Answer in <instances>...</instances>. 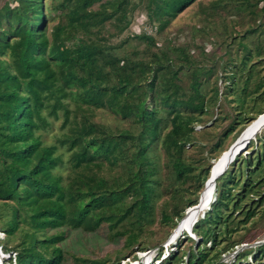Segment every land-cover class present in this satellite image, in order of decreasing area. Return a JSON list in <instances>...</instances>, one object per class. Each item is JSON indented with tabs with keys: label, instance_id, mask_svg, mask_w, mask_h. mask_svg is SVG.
Masks as SVG:
<instances>
[{
	"label": "trees",
	"instance_id": "obj_1",
	"mask_svg": "<svg viewBox=\"0 0 264 264\" xmlns=\"http://www.w3.org/2000/svg\"><path fill=\"white\" fill-rule=\"evenodd\" d=\"M53 1L6 0L0 8V247L16 255L4 264H64L65 229L104 227L129 251L112 263L120 264L147 250L141 239L156 222L163 174L183 188L173 209L160 212L162 223L177 227L199 205L225 140L264 114V76L255 77L264 41L249 43L264 35V23L232 37L216 60L209 58L213 39L209 49L193 44L199 60L189 45L159 37L200 0ZM240 3L264 15V0ZM235 48L242 52L237 62ZM222 100L240 111L209 148L218 158L208 165L187 160ZM101 110L128 127L96 122ZM60 121L64 133L48 144L44 133ZM248 151L217 179L214 200L193 227L197 245L187 255L184 243L194 241L182 234L160 264H225L224 255L262 240L233 239L264 218V130ZM250 255L262 261L264 243L243 249L232 264H249Z\"/></svg>",
	"mask_w": 264,
	"mask_h": 264
},
{
	"label": "rangeland",
	"instance_id": "obj_2",
	"mask_svg": "<svg viewBox=\"0 0 264 264\" xmlns=\"http://www.w3.org/2000/svg\"><path fill=\"white\" fill-rule=\"evenodd\" d=\"M5 1L6 0H0V8ZM50 3L56 2H54L53 0H48V4ZM239 6H241L240 0H200L184 14L180 15L179 18L175 22H173L171 26L166 29L165 32L159 37V40L164 42L168 39H173L175 40L176 45H189L190 48H194L195 46H193V44H197L204 47L205 49H209V44L207 43L213 39L215 43L213 47L214 50L212 49V54L209 53V58L216 60V58L225 53L228 44L233 41L232 37H235L240 33L243 34L244 31L248 28L258 27L259 25H263L264 23V15L260 13L258 7L254 9L251 7H247V5L244 6V8H239ZM142 22V16L141 18H136V21L133 24V29L136 31L140 30ZM55 23L56 21L54 22V24ZM199 27H201L202 30L199 29ZM204 30L209 31L210 35L212 36L206 34V38L204 33H202ZM255 40H260V42H263L264 35H260V37L258 38H251L249 40L250 45L255 42ZM194 50V57L196 59L203 60L204 56L200 54L199 49L194 48ZM241 56L242 52L235 48L232 52V57L234 58V60L237 62ZM256 61L257 60L255 57L254 62ZM259 69H261L260 74ZM257 76H264V60L259 62L257 65L255 77ZM220 105V108H216L214 110V114L217 113L218 110L219 116L218 114L216 115L218 119L212 123V126H208L204 129H198L200 131L196 137V144L188 148L186 151L187 160L191 162H198L201 159H205L204 162L208 165L209 163L211 164L212 162H214L216 156L218 158L219 151L209 152V148L210 146H212L213 142L216 141L217 137H220L223 131L227 129V126L231 122V119L238 110L236 108L237 103L235 102L226 103V101L222 100L220 102ZM251 105V102L248 101L247 106L245 107L246 111H251ZM95 121L112 128L128 127L126 123L117 119L109 111H98L95 117ZM61 123V121L54 123L53 128L44 133V139L48 144L55 143L56 138L64 133V131L61 130ZM239 128L240 127H237L238 130ZM246 129L247 127L243 132H245ZM243 132L241 134H243ZM235 135L236 133H233L225 140L224 148L229 149L235 143L236 139L242 136L241 135L238 138L234 139ZM61 151L65 150L62 149ZM226 151H224L221 155H223ZM248 153L249 151L247 150L243 153V155H246ZM221 155L219 156V158L221 157ZM215 162L213 163V165L215 164ZM162 178L165 189L161 195V198L157 200L156 203V222L153 225H148L145 227V232L141 239V247H144L147 250L162 248L167 241L173 242L182 234L191 232L178 231V227L183 220L180 221L177 227L161 222L160 212L164 209L171 211L174 205L178 203V201H176V189H183L182 187L176 186L177 183L174 182L173 178L170 177L167 173H165V175L163 174ZM184 187L186 188L188 186ZM204 213H202L200 217H202ZM2 220H5V218L3 217ZM2 220H0V223H2ZM65 230L66 240L63 244H61L65 253L67 254V260L64 264H75L73 257L87 260H104L108 261V264H112L117 260L118 257L121 258L129 255V251L124 249V240L118 242L112 241L106 227H104L97 233H85L83 231H74L69 229ZM263 235L264 218H261V216H257L252 224H250L245 229H241L237 234L234 235L233 239L234 241H244L246 239L249 240L255 237H261ZM183 237L184 236L182 235L181 238ZM192 241L194 240L192 239ZM263 243L264 237L262 238V240L257 241L255 243V246H260ZM193 244L194 246L197 245L195 241L194 243H184L183 251L186 252L187 255L190 246H192ZM227 260L228 262L224 260L225 264H232L235 261L234 258H230ZM253 261L254 262H252V264H264V259L260 262L255 260Z\"/></svg>",
	"mask_w": 264,
	"mask_h": 264
},
{
	"label": "bare ground",
	"instance_id": "obj_3",
	"mask_svg": "<svg viewBox=\"0 0 264 264\" xmlns=\"http://www.w3.org/2000/svg\"><path fill=\"white\" fill-rule=\"evenodd\" d=\"M264 122V114L259 116L255 121H253L243 132L242 136L240 137V141L242 143L246 142L247 140L251 139L255 132L258 131L261 124ZM264 130V127L258 133L260 134ZM257 134V135H258ZM239 144L234 146L232 149L229 148L221 157L215 162L213 165L210 178L205 186V189L202 193V197L200 203L195 208L189 209L190 211L187 212L185 218L183 219L182 223L178 227V231H191L194 227V222L200 217L202 213L209 209V206L213 202L215 189L214 184L216 183L217 179L216 176L220 174L227 166H229L232 153L237 148ZM177 231V232H178ZM173 238V237H172ZM175 239V237H174Z\"/></svg>",
	"mask_w": 264,
	"mask_h": 264
},
{
	"label": "built area",
	"instance_id": "obj_4",
	"mask_svg": "<svg viewBox=\"0 0 264 264\" xmlns=\"http://www.w3.org/2000/svg\"><path fill=\"white\" fill-rule=\"evenodd\" d=\"M191 239H193L196 243H198L199 239L195 234L187 233ZM3 236V233H0V237ZM179 238V237H178ZM174 240L173 242L167 241L162 248L158 249H149L145 251H137L135 255L127 257L123 259L120 264H160L162 261L167 259L169 255L176 250L175 245L178 240ZM255 246V245H254ZM254 246H247L244 245L238 249H236L233 253L229 255H224L222 258V262L225 260L228 262L227 259L234 258L236 260L239 253L245 248H252ZM15 253H4L0 247V264H4L5 260L15 259ZM253 257L250 255L248 256V263L252 264L254 262ZM224 261V263H225ZM256 261V260H255Z\"/></svg>",
	"mask_w": 264,
	"mask_h": 264
},
{
	"label": "water",
	"instance_id": "obj_5",
	"mask_svg": "<svg viewBox=\"0 0 264 264\" xmlns=\"http://www.w3.org/2000/svg\"><path fill=\"white\" fill-rule=\"evenodd\" d=\"M261 117V116H260ZM264 127V122L261 124V126L259 127V129H258V131H256L255 132V134H254V136L251 138V139H249V140H247L246 142H244V143H242L241 141H240V137L238 138V139H236V141H235V143L230 147L231 149L234 147V146H236L237 144H239L238 146H237V148H235V150L233 151V153H232V157H231V160H230V163H232L234 160H235V158L237 157V156H239V155H241V154H243L244 152H246L247 150H248V146H249V144H250V142L252 141V139H255V137L257 136V134L261 131V129ZM242 135V134H241ZM240 135V136H241ZM228 167L229 166H227V168H225L223 171H221L220 172V174H218L217 176H216V179H218L219 177H221L225 172H226V170L228 169ZM209 180V179H208ZM208 182V181H207ZM207 182H206V184H207ZM206 184H205V186H206ZM214 189H216V183L214 184ZM214 200V199H213ZM210 207V206H209ZM202 217H204V214L202 215ZM198 220H196L195 222H194V225L196 224V222H197ZM188 233H193V229L191 230V232H188ZM194 234V233H193Z\"/></svg>",
	"mask_w": 264,
	"mask_h": 264
}]
</instances>
